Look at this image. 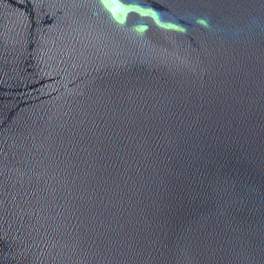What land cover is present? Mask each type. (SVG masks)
<instances>
[{
    "label": "water",
    "instance_id": "1",
    "mask_svg": "<svg viewBox=\"0 0 264 264\" xmlns=\"http://www.w3.org/2000/svg\"><path fill=\"white\" fill-rule=\"evenodd\" d=\"M0 264H264V0H0Z\"/></svg>",
    "mask_w": 264,
    "mask_h": 264
}]
</instances>
